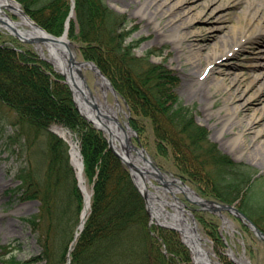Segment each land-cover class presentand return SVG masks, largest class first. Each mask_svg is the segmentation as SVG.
I'll list each match as a JSON object with an SVG mask.
<instances>
[{"label":"trees","instance_id":"1","mask_svg":"<svg viewBox=\"0 0 264 264\" xmlns=\"http://www.w3.org/2000/svg\"><path fill=\"white\" fill-rule=\"evenodd\" d=\"M17 1L48 32L57 36L64 32L71 0ZM75 12L69 38L79 43L84 58L95 62L128 102L131 125L141 137L148 132L143 121L150 122L157 144L154 157L167 159V163L157 161L161 169L191 183L205 198L231 204L241 199L239 208L264 231V197L254 201V189L246 190L256 172L234 162L210 140L192 108L176 94L177 75L164 64L153 63L151 55L137 56V46L126 43L131 33L125 16L106 0H76ZM0 100L17 113L16 126L23 128V134L28 131L29 141L30 137L37 143L41 136L46 139L50 159L43 175L37 178L23 171L19 176L28 198L40 201L39 220L47 223L41 232L40 260L67 263L76 231L72 219L83 207L76 179L68 192L64 190L73 169L67 144L50 131L58 124L78 136L85 174L95 184L91 214L73 247L70 264H192L177 232L150 224L145 200L129 170L109 148L104 134L79 113L63 77L35 52L1 32ZM37 221L36 216L33 223ZM214 237L224 243L218 232ZM57 246L61 250L58 259ZM224 261L234 264L228 258Z\"/></svg>","mask_w":264,"mask_h":264},{"label":"rangeland","instance_id":"2","mask_svg":"<svg viewBox=\"0 0 264 264\" xmlns=\"http://www.w3.org/2000/svg\"><path fill=\"white\" fill-rule=\"evenodd\" d=\"M137 1L138 0H106L111 9L125 16V22L128 25L127 32L131 33L126 43L137 46L135 49L137 56L143 57L145 55H151L150 60L153 63H162L167 66L168 69L172 70L180 80L176 89V94L184 105L192 108L196 122L206 128L210 134V140L222 153L229 156L233 161L246 165L249 169L259 173L261 177H264V161L260 160V158L255 159L252 154H248V143H242V148L244 149L242 153L239 154H237L235 149L230 147V138L233 132L237 131L239 128L235 127L233 130L227 131L226 133L219 132L221 117L225 114V107L228 103H231V101L226 99L229 93L223 87H211V92H208L205 85H209V82L213 80L216 70H214L215 74L213 73L208 77L202 73V70L207 65V56L211 48L222 46L221 40L226 34L225 31H227L226 29L222 31H213L210 27L216 24V19L219 15L227 19L226 25L228 26L237 23L238 16L241 10L245 8L246 2H242L237 6H233L234 4H232L226 11L220 13L212 11V6L209 8L208 4H206L207 0H188L179 11L184 12L183 9L189 8L190 11L188 15L191 16L190 20L195 18L189 26L181 29H179L178 25H181L182 21L186 20L187 14H180L177 17L174 13L167 14L166 12L164 13L163 9H157L156 12L160 14L156 17L159 26L164 27L163 24H166V27L160 30L147 18L149 15V10L146 8L147 2L143 3V10L146 11L147 15L141 16L137 13L135 8L139 4ZM4 11L12 20H20V17L12 13L8 8H4ZM198 12H201V15H198ZM73 18L75 19V12ZM172 19H174V21H172ZM241 22L243 24L244 20L241 19ZM1 27L2 23L0 22V32L4 34L7 39L13 38L17 40L25 48L32 50L40 57V53H38L34 45H26L20 42ZM21 28L27 29L28 27ZM174 30L175 32H173ZM7 44L11 47H15L12 41H8ZM191 46L194 48L201 47L199 57H191ZM238 49L235 55L232 57L229 56L228 59H220V61L214 64V67L224 70L226 73H245L247 75V80L243 84L245 85L253 76V72L250 73L251 68L249 66L254 52L263 50L261 51V55L263 56L262 58H264V39L254 38L251 43H244L242 48ZM73 51L80 61H89L84 58L79 43L73 44ZM262 58L260 61L264 63V59ZM84 74L89 86L96 92L97 77L94 72L88 69ZM226 78L227 84H229L231 77L227 76ZM230 90L232 93L237 92L236 88L233 86ZM108 99L113 106H116V101L111 91L109 92ZM122 99L124 102L121 101V105L124 111L130 115V106L123 97ZM256 104L259 103L256 102ZM249 112L252 113L251 111ZM239 114L242 113L240 112ZM125 118V114L122 113V120ZM16 122L17 113L0 100V180L5 183V188L0 191V215L4 216L7 220L14 221L18 226L13 236H6L3 231L0 230V264H10L7 262V257L11 260L13 257L15 258L13 263L11 262L12 264H53L46 260H40L44 250L42 241L44 238L41 236V232H44L47 228L46 221L44 219L39 220V215L41 214L39 211L40 201L38 199H28L29 193L22 187L19 178V176L23 175V171L35 174L37 178L43 175V168L46 169L45 165L50 159V155L46 148V139L45 136H41L37 143L32 142L33 138L30 137L29 141L28 131L26 130V133L23 134V128L21 127V129L19 125L16 126ZM263 122L264 120L258 123V125L261 126ZM142 124L148 128L146 137L145 133L142 137L138 133L139 139L134 138V143L138 145L139 142L145 147L156 163L158 160L167 163V159L161 156H156L155 159L154 156L157 153V144L155 142L153 127L147 120H144ZM245 138L251 141L252 137L247 133ZM67 156L70 159L69 154ZM69 163L73 170L68 173L64 183V190L67 192L72 188L70 187L71 183L74 182L77 177L76 170L73 168L71 160H69ZM85 177L90 190L93 192V184L87 178L86 174ZM155 183L158 184L156 181ZM187 184L196 190L191 183ZM206 190L210 191V186H206ZM178 197L188 204L190 210H193L198 220L200 231L212 241L210 247L217 256H220L224 264H226L224 261L225 258L233 261L228 255L230 252L237 257H244L250 264H264V243L256 237L254 232L247 225H245L247 228L246 231L242 225L243 222L238 219L236 215L229 211L223 212V216L228 219V223H225L221 215L202 211L199 206L189 203L185 199L184 194L181 193ZM263 197L264 179L255 183L253 200H260ZM36 216L38 217V221L33 223ZM80 216V213L78 215L75 211L72 219L74 228H77L80 222ZM154 223L155 226L161 227L156 221H154ZM217 232L222 236L224 243L215 239L214 235ZM52 245L56 246L55 243ZM54 250L56 251L55 253H57L56 257L60 255V247L57 246ZM5 252H10V254H5ZM163 252L166 253L165 246H163Z\"/></svg>","mask_w":264,"mask_h":264},{"label":"bare ground","instance_id":"3","mask_svg":"<svg viewBox=\"0 0 264 264\" xmlns=\"http://www.w3.org/2000/svg\"><path fill=\"white\" fill-rule=\"evenodd\" d=\"M187 1L188 0H138L137 2H139V4L135 8L139 15L145 16L147 14L146 11L143 10V3L147 2L146 8L149 10V15L147 18L154 24L155 27L160 30H163L164 27H166V24H163L164 27L159 26V22L156 17L160 14L156 12L157 9H163L164 13L166 12L167 14L174 13L177 17L180 14H187L186 20H183L181 25H178L179 29H181L189 26L195 18L194 17L192 20H190L191 16L188 15L190 11L189 8L183 9L184 12L179 11V9L182 8V6L187 3ZM242 2H246V5L245 8L241 10L237 23H233L231 26H228L226 25L227 19H224L223 16L219 15L216 19V24L210 27L213 31H222L224 29L227 31H225L226 34L221 40L222 46H215L211 48V51L207 56V65L202 70V73L208 77L213 73L215 74L214 70H216L213 80L209 82V85H205L208 92H211V87H223L229 93L226 99L231 101V103H228L225 107V114L221 117V127L219 128V132L226 133L227 131H231L235 127H238L239 129L233 132L230 138V147L235 149L237 154H239L242 153L244 149L242 148V143H248V154H252L255 159L260 158V160L264 161V122L261 124V126L258 125V123L264 120V63L260 61V59L263 57L261 55V51L263 50H258L252 55V60L249 67L251 68L250 73L253 72V76L251 80L245 85H243L247 80V75L245 73H226L224 70L214 67V64L217 61H220V59H228L229 56L232 57L235 55L236 50L238 48L241 49L244 43L249 44L254 38L261 40L264 39V0H207L206 4H208L209 8L212 6V11L221 13L222 11H226V9L230 8L232 4H234L233 6H237ZM4 8H8L12 13L18 15L20 20H12L11 17L6 14ZM198 15H201V12H198ZM0 17L3 18L6 23L16 26L19 30H26L31 35H37L36 29L32 27L29 20L20 13L19 6L13 0H0ZM241 19L244 20L243 24ZM172 21H174V19H172ZM9 24H4V26L9 28ZM21 27L28 28L23 29ZM173 32H175V30ZM36 48L38 52L45 59L49 60L60 73L64 72L67 67H69L67 57L68 52L65 49L64 51L57 50L56 46L52 43L39 44L36 46ZM191 48V57H199L201 47L194 48L191 46ZM88 69L92 71L90 65L87 67L85 66L82 70L85 73ZM75 75H77L76 71ZM95 76L97 77V91L94 92L92 88L90 90L84 88V94L90 101L97 103L100 111L108 117L106 122L111 127L110 131L113 135L114 145L120 150L122 145H126L127 139L130 141L132 140L133 131L128 125L126 118L122 120V113L125 114L126 117V112L124 111L121 103L113 106L109 102V83L103 77H101V75L96 73ZM227 76L231 77L229 84H227ZM232 86L236 88L237 92L232 93L230 90ZM76 100L81 112L92 119V116L88 110L89 105L84 104L77 98ZM256 102L259 104H256ZM240 112L242 114H239ZM55 130L72 146V161L80 178L81 187L85 192L86 210H88L92 191L88 186L84 174V168L81 164L76 140L64 129L56 128ZM247 133L251 135V141L245 138ZM133 160L136 165L144 172V178L141 174L137 173V176H135V181L142 190L147 192L153 219H156L162 225L176 228L181 234L184 243L192 251L195 260H197L198 254H201V252L205 251L209 253L212 264H221L219 263L216 254L210 247L208 238L202 233L200 235V233L198 234L195 233L194 230H191V226L189 224V211H183V202L178 199L179 194L183 193L184 191L192 199H195V195L186 189H180L177 185H172L169 188H165L163 180L157 179L155 175L156 170L151 166L150 162L144 158L143 155L134 154ZM155 181H158L159 184H156ZM4 188L5 183L0 180V191ZM84 215L85 214H83V216ZM17 228L18 226L14 221L7 220L4 216L0 215V230H2L6 236L15 235ZM197 236H201L202 241L204 240L203 242H205V244L202 242L199 244ZM232 256L234 257L237 264H248L244 257H237L233 254Z\"/></svg>","mask_w":264,"mask_h":264},{"label":"water","instance_id":"4","mask_svg":"<svg viewBox=\"0 0 264 264\" xmlns=\"http://www.w3.org/2000/svg\"><path fill=\"white\" fill-rule=\"evenodd\" d=\"M13 1H15V0H13ZM15 2L21 8V5L17 1H15ZM21 13H22V15H24L29 20V22L31 23V26L36 29L37 35H31L27 31L21 33L15 26H12L9 23H6L3 19L0 18V21L4 24H9L10 28L12 29V34H14L19 39H21L22 41H24L26 43H29V44L52 43L53 45L56 46L57 50H63L64 51V49H65L68 52L67 57H68L69 67H67V69L65 70V72L63 74H64V77L66 78V83H68L69 86L71 87L76 105H77L76 98L78 100H80L81 102H83L84 104L89 105L88 110L92 116V119L88 118L85 115L84 116L89 121L94 123V125L97 128H99L100 130L107 132L109 134L108 142H109L110 148L123 161V163H125L128 166V168L130 169L133 181L135 182L136 186L139 188V190L141 191V193L143 194V196L146 200L147 210H148L150 215H151V209H150L149 198L147 196V192L142 190L139 187V185L137 184V182L135 181V176H137V173L141 174L142 177L144 178V172L133 162L132 151H136L139 155H143L144 158L150 162L151 166L156 170L155 175H156L157 179L163 180L165 188L166 187L169 188L172 185H177L182 190L186 189L187 191H189L190 193L195 195V199H192V198L187 196L186 198L188 199V201H190L193 204L199 205L205 211H210V212L219 213V214L222 213V211H224V210L231 211L232 213L236 214L238 217L242 218L244 221H247L249 227L255 232V234L261 240L264 241V233L252 221H250V219L247 216H245L243 213H241L239 211V209H237L235 206L224 205V204H220V203L215 202V201L203 199L196 191L191 189L182 180H180L178 178H173V177L167 175L166 173H164L153 162V160L151 159L150 155L148 154V152L146 151L145 148L137 147L129 139L126 140L127 141L126 145H122V148L120 150L116 148V146L114 145L113 135L111 134V131H110L111 127L106 122L108 117L100 111L97 103H95L94 101L93 102L90 101L88 99V97L84 94L85 93L84 88L89 89V85H88L87 80H86V78H85V76L81 70V67L91 65V67L97 72V74L101 75L105 80L108 81L109 85L111 86V90H112V92L116 98H117V91L115 90V88L113 87L111 82L103 75V73L98 69V67L94 63L86 62V61L79 62L76 60V56L72 51V43L68 39L69 21L71 20L73 13L70 14L68 22L66 24L65 32L60 37H57V36H54V35L48 33L45 29H43L41 26H39L34 20H32L31 17L29 15H27V13L22 8H21ZM75 71L77 72V75H75ZM133 133H134L135 137H138L137 133L134 130H133ZM79 154H80L82 167L84 168V162H83V156L81 155V150L79 151ZM80 189H81V187H80ZM82 192L84 193L83 190H82ZM184 193H185V191H184ZM90 206L91 205H89V207ZM187 207L188 206L184 203L183 204V211L184 212H188V210H186ZM84 213H85V215L88 214V212H85V211H84ZM189 215L191 216V221L193 222V223L189 222V224L191 226V230H194L195 233L199 234V232L197 230V221H196V218H195L193 212H189ZM85 221H86L85 218L83 219V217H82V221H81V224L79 226V229L81 231L84 229ZM162 226L178 231L174 227H170L167 225H162ZM78 235L79 234H76V237H78ZM197 237H198L197 239L199 241V244H201V242H202L201 236H197ZM197 257L198 258H197V260H195V264H212L211 258H210V255L208 252L203 251V252H201V254H198Z\"/></svg>","mask_w":264,"mask_h":264}]
</instances>
